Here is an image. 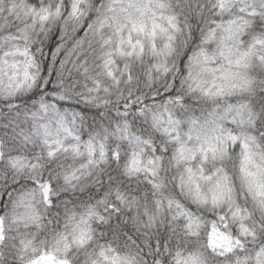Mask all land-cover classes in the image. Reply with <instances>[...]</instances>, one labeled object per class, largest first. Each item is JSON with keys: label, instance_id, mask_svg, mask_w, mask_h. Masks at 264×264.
<instances>
[{"label": "snow or ice", "instance_id": "snow-or-ice-1", "mask_svg": "<svg viewBox=\"0 0 264 264\" xmlns=\"http://www.w3.org/2000/svg\"><path fill=\"white\" fill-rule=\"evenodd\" d=\"M0 264H264V0H0Z\"/></svg>", "mask_w": 264, "mask_h": 264}]
</instances>
